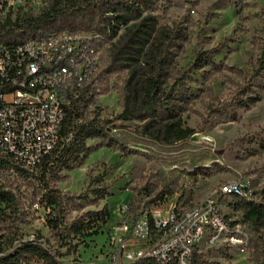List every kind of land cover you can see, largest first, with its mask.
Instances as JSON below:
<instances>
[{"label":"rangeland","instance_id":"obj_1","mask_svg":"<svg viewBox=\"0 0 264 264\" xmlns=\"http://www.w3.org/2000/svg\"><path fill=\"white\" fill-rule=\"evenodd\" d=\"M39 1L28 0L19 8L20 13H37ZM144 8V15L152 18V37L144 49L134 45L113 58L127 38V28L119 36L109 37L100 48L101 69L113 65L111 73L101 77L102 96L90 110L100 106L101 117L112 119L106 137L89 139L87 144L93 149L80 163L47 175L50 186L64 196L70 220L105 204L110 209V220L97 235L73 241L77 246L61 258L64 264H109L112 227L121 218L122 206L129 204L133 196V214L170 209L173 205L189 207L221 184L245 178L251 181L255 201L264 203V94L247 108L239 105L264 51V0H150ZM16 11L12 10L14 18ZM4 18L5 13H0V20ZM72 21L84 31L98 32L94 30L103 26L96 16ZM137 22L139 19L133 18L129 26ZM63 31L69 29L57 28L46 34ZM163 31L174 38L171 42L165 39L159 53L169 62L163 89L166 92L173 88L178 97L182 92L188 94L187 100L175 102L184 125L195 130L188 139L173 143L137 132L147 121L162 128L163 121L157 117L117 118L134 93L140 91L144 75L155 66L152 56L159 54L151 51V46L153 38ZM103 34L109 36L108 32ZM206 50L214 63L197 65V53ZM177 79L182 81L178 83ZM234 112L236 118H229ZM132 150L136 153H130ZM29 172L27 178L12 164L0 168V183L14 188L19 196L20 236L28 239L45 234L53 250L65 252L67 247H60L62 242L52 237L45 224L41 167ZM101 185L112 195L97 206L90 189ZM221 206L230 216L242 215V205L232 196L222 197ZM250 234L245 253L227 244L201 242L195 251L200 256L197 264H264V229L250 227Z\"/></svg>","mask_w":264,"mask_h":264},{"label":"built area","instance_id":"obj_2","mask_svg":"<svg viewBox=\"0 0 264 264\" xmlns=\"http://www.w3.org/2000/svg\"><path fill=\"white\" fill-rule=\"evenodd\" d=\"M27 3L0 0V13L6 17ZM44 4L40 0L38 8ZM108 33L63 31L0 41V160L32 170L57 153L62 141L73 137V132L62 134L68 110L78 114L87 103L90 110L102 96L100 48L108 41ZM234 195L255 201L256 194L249 179L238 178L189 207L173 205L133 214L124 204L121 218L112 227L109 264H133L147 258L160 264H192L203 241L245 253L250 246V223L226 214L221 206L222 197Z\"/></svg>","mask_w":264,"mask_h":264},{"label":"trees","instance_id":"obj_3","mask_svg":"<svg viewBox=\"0 0 264 264\" xmlns=\"http://www.w3.org/2000/svg\"><path fill=\"white\" fill-rule=\"evenodd\" d=\"M149 2L150 0H45V4L35 14L30 12L21 14V9H19L15 12V18L11 11L3 20H0V41L9 42L17 38L26 39L43 36L57 28L69 29L71 32L84 31V29L79 30V26L72 21V18L75 20L89 16L91 20L93 16H96L103 26L94 31L110 32V37L114 38L120 35L122 24L124 25L123 29L127 28L125 34L127 38L123 46L113 55V58H116V55H123L124 51L130 50L134 45L138 49H144L152 37V18L144 15V7ZM133 18L139 19V22L130 27L129 23ZM180 32L182 31H179L178 34ZM178 34L176 37H179ZM172 36L163 31L158 37H154L151 51L159 54L166 44L165 39L171 42L174 39ZM152 58L156 62V67L153 65L151 71L144 75L140 91L134 93L131 102L124 105L117 118L133 120L157 117L163 121L162 128H155L153 121H147L137 132L162 143L186 140L193 135L195 130L184 125L181 111L177 106L179 104L175 101H185L189 96L182 92L178 97L174 94L173 88L165 92L163 85L169 62L162 54H159L158 57L157 54L153 55ZM195 63L199 66L213 64L211 52L206 50L197 53ZM112 65L101 69V77L111 73ZM263 69L264 51L254 69L252 75L254 81L251 80L242 91L245 96L239 101L242 108H247L250 104L259 101L264 94ZM177 81L180 83L182 80L177 79ZM100 111V106H96L92 111L89 110L88 103L78 114L74 109L68 110L67 117L63 122L62 134L66 136L73 132V137L69 141H62L59 151L46 157L40 165L42 180H44L41 203L47 211L44 219L45 224L49 227L52 237L58 238L62 242L59 246H66L67 249L65 252L53 250L42 233H39L32 240H23L20 236L19 222L21 219L18 216L22 214L19 196L14 188H9L0 183V252L3 253L0 257V264H32L33 261L39 259L43 261V264H64L61 258L71 254L76 248L77 245L73 244L75 239H82L83 241L86 237L97 235L102 226L110 220L108 204L96 211H89L83 216L74 217L70 220L66 212L64 196L58 188L50 186L47 179L49 173L53 174L57 169H69L87 157L93 149V146L87 144L89 139L106 137L112 119L102 118ZM235 112L229 114L228 117L235 119L237 116ZM90 114H93L92 118L88 117ZM80 118H83L82 122L77 121ZM130 153H136V150H132ZM8 164H10L8 160L3 158L0 160V168H4ZM14 166L18 173L27 178L31 176L28 169L18 165ZM95 180L102 181L101 178ZM90 191L95 197L93 203L97 206L103 199L112 195L108 188L102 185L93 187ZM232 197L242 205L241 219L248 221L253 230L264 229V203L246 200L235 195ZM134 201L133 196L129 202V209ZM199 260L200 256L194 252L192 261L197 264ZM133 264L160 263L147 258Z\"/></svg>","mask_w":264,"mask_h":264},{"label":"crops","instance_id":"obj_4","mask_svg":"<svg viewBox=\"0 0 264 264\" xmlns=\"http://www.w3.org/2000/svg\"><path fill=\"white\" fill-rule=\"evenodd\" d=\"M45 235V234H44Z\"/></svg>","mask_w":264,"mask_h":264}]
</instances>
